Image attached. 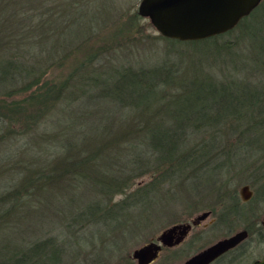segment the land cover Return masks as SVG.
I'll list each match as a JSON object with an SVG mask.
<instances>
[{
    "label": "trees",
    "instance_id": "trees-1",
    "mask_svg": "<svg viewBox=\"0 0 264 264\" xmlns=\"http://www.w3.org/2000/svg\"><path fill=\"white\" fill-rule=\"evenodd\" d=\"M135 2L0 0V228L30 227L40 212L37 205L69 191V199L79 195L83 202L71 213L73 223L94 226L106 237L117 230L125 238L148 226L153 197L163 185L186 182L184 187L194 191L198 182H205L229 198L223 174L229 173L226 163L237 149L261 153L259 164L252 166L256 157H251L245 169L254 170L251 182H264V79L201 81L193 69L177 71L166 63L169 66L96 63L106 51L130 43L134 33L120 28L100 44L88 42L89 36L99 34V21L110 11H129L137 24L141 17ZM238 26L251 39L264 38V0L223 33L196 40L157 36L184 43L194 53L232 51L235 41H216ZM251 58L250 69L264 72V40ZM57 65L66 70L53 74ZM101 100L112 105L106 109L115 117L75 127L85 117L69 118L74 110L68 107L85 109ZM124 107L134 114L127 123L122 122ZM120 141L128 148L140 144L133 156L140 173L100 171L97 154ZM145 173L148 181L131 188L134 177ZM67 186L75 191L70 193ZM79 188L93 190L97 197L89 195L84 201L87 194L81 196ZM116 194L122 196L114 199ZM230 198L219 219L232 206L238 209L236 193ZM23 240L0 246V264H64L67 251L55 235L40 239L32 234Z\"/></svg>",
    "mask_w": 264,
    "mask_h": 264
},
{
    "label": "rangeland",
    "instance_id": "rangeland-1",
    "mask_svg": "<svg viewBox=\"0 0 264 264\" xmlns=\"http://www.w3.org/2000/svg\"><path fill=\"white\" fill-rule=\"evenodd\" d=\"M129 1L132 3L133 0ZM138 1L136 0L134 8L137 7ZM123 12L110 11L103 21V18L99 21L101 22L98 26L100 29L99 34L88 35V42L100 44L120 28V32L134 33L131 36L132 41L123 46L121 50H108L103 53L99 57L100 62H96L101 66L107 65L106 63L120 66L125 64L134 67H155L161 64L169 66L166 64H171L175 66L174 68L177 71H184L188 68L193 69L192 71L196 73L195 75H198L201 81L207 80L205 77L209 79L214 77L218 81L236 78L239 82L247 77L250 82H261L264 79L262 69L257 71L250 69L254 62V58H251V56L258 50L264 40L259 35L251 39L250 35L245 34L241 31L243 28L238 26L219 37L216 41V44L221 43L223 40L235 41L232 45V51L221 48L220 50H214V53L208 50H197L194 53L184 43L158 37L157 35L160 33L147 17L140 16L141 18H139V21L137 20V24H134L129 16L130 12ZM246 21H250V19H246ZM254 28L257 29L258 27L254 25ZM261 33L264 35V31ZM102 52L103 49H101L100 54ZM65 70V66L59 65L53 67L52 73L64 72ZM245 71H250L248 76H246ZM111 106L104 100L95 102L85 109L78 108L76 104H71L68 108L74 111L69 114V118L85 117L82 123H74L75 127L79 125V127H85L89 124L88 120L95 121L98 119V121H101L102 117H107L106 120L115 117V115H108L106 108ZM110 113L115 112L111 111ZM122 113L126 117L125 121L122 120L124 123H127L134 116L129 107H124ZM72 132H74L73 128ZM136 143L138 142L136 141ZM128 147L120 141L117 144H111L104 153H102L103 151L98 153L97 163L100 171L108 173L111 170L114 172H132L134 170L140 173V165L136 164L133 158L135 149H138L140 144L134 146V148ZM260 154V152L247 153L245 150L240 151L237 149L235 157L230 159L228 164L226 163L225 168L228 167L229 173L225 172L223 174L227 179L224 178L225 181L222 182L225 188L224 192L226 195L229 192L236 193L239 207L235 209L232 206L224 219H219L218 216L221 215L222 207L226 203L229 204L232 194L227 199L221 197L211 185H207L205 182H198L194 191L191 189L189 191L187 187H184L186 182L178 185L174 184L173 186L163 185L153 197L152 208L149 209L150 214L146 217L147 227L134 229L125 238L119 235L117 230L110 231L109 236L106 237L105 232L98 231L94 226L73 223L71 213L72 211L74 213L77 205L80 206L83 203H79V195L75 196L77 199H69L68 197H71V194H68L69 191L65 194L57 192V198L49 199L47 203L37 205L40 212L36 220L33 218L34 222H31L30 227L23 226L20 230H8L7 226H2L0 228V246L13 244V242L20 243L24 241V237L32 236V234H37L40 239L55 235L56 239L64 244L62 246L67 251V255L63 258L64 264H135L136 260L131 255L135 247L155 238L162 230L172 224L190 222L197 214L209 211V214L199 223L191 224L179 244L163 247L150 264H180L197 250L240 229H246L248 234L238 244L239 246L237 245L236 250L232 252L233 259L229 264L247 263L253 258L264 254V224H262L264 218V185H260L264 182L259 184L251 182L250 172L254 170L248 172L245 169L248 162L253 160L251 157H256L252 162V166L258 165ZM108 159L110 160L108 161ZM221 172L218 176H223ZM134 178V184H130L131 188H134L138 183L142 184L148 181L150 175L145 173ZM211 184L213 183L211 182ZM245 184L250 185L253 191L251 198L247 200H243L239 193L240 188ZM67 187H69L70 193L75 191L70 186ZM81 190L79 188L77 191L80 195L87 194L84 195V201L89 199V195L94 198L97 197V193L93 190L89 192ZM120 196L122 195L116 194L114 199H118ZM189 201H192L194 205L190 206ZM115 232L116 235L113 234ZM118 237L121 238L118 239ZM214 264H227V261L223 259Z\"/></svg>",
    "mask_w": 264,
    "mask_h": 264
},
{
    "label": "water",
    "instance_id": "water-1",
    "mask_svg": "<svg viewBox=\"0 0 264 264\" xmlns=\"http://www.w3.org/2000/svg\"><path fill=\"white\" fill-rule=\"evenodd\" d=\"M261 0H139L137 13L147 17L163 36L178 40H196L223 33L233 28L248 15ZM244 200L251 196L248 185L240 188ZM209 211L197 214L190 222L175 223L162 230L156 239L135 247L131 255L135 264H150L162 246L177 244L191 224L203 220ZM264 224V218L262 219ZM177 233V235H175ZM247 230L240 229L219 238L188 256L180 264H209L223 252L234 248L247 237ZM250 264H264V255Z\"/></svg>",
    "mask_w": 264,
    "mask_h": 264
},
{
    "label": "flooded vegetation",
    "instance_id": "flooded-vegetation-1",
    "mask_svg": "<svg viewBox=\"0 0 264 264\" xmlns=\"http://www.w3.org/2000/svg\"><path fill=\"white\" fill-rule=\"evenodd\" d=\"M245 185H248V184H245ZM248 188H249V190L251 191V196H252V194H253V191L251 190V188H250V185H248ZM240 193V192H239ZM251 196H250V198H251ZM240 197L242 198V196H241V194H240ZM244 200V199H243ZM191 227V226H190ZM189 227V228H190ZM189 230V229H188ZM188 232V231H187ZM175 235H177V233H175ZM185 236V235H184ZM184 236L182 237V239L177 243V244H179L182 240H183V238H184ZM156 238H154V240H155ZM157 240V239H156ZM158 241V240H157ZM177 244H173V245H177ZM163 247H165V246H162L161 247V250H162V248ZM206 247V246H205ZM204 248V247H203ZM202 249V248H201ZM201 249H199V250H201ZM199 250H197V251H199ZM234 250H236V246L234 247V248H231V249H229V250H227V251H225V252H223L222 254H220L219 256H217L213 261H211L209 264H214V263H217V262H219L220 260H226L227 261V264H229V262H231L232 261V259H233V254H232V252L234 251ZM196 251V252H197ZM195 253V252H194ZM264 255V254H263ZM262 255V256H263ZM262 256H260V257H256V258H253L252 260H250V261H248L247 263H244V264H250L253 260H255V259H258V258H261Z\"/></svg>",
    "mask_w": 264,
    "mask_h": 264
}]
</instances>
